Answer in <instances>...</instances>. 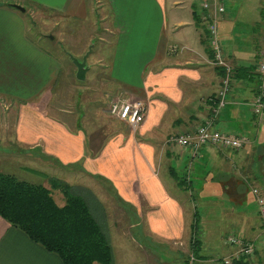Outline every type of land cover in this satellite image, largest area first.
Here are the masks:
<instances>
[{
	"label": "crops",
	"instance_id": "1",
	"mask_svg": "<svg viewBox=\"0 0 264 264\" xmlns=\"http://www.w3.org/2000/svg\"><path fill=\"white\" fill-rule=\"evenodd\" d=\"M106 1L113 20L110 15L106 17L105 30L121 36V42L126 43L109 64V79L115 87L124 88L129 97L146 101L147 113L139 129L130 134L127 123L111 115L116 132L103 146L100 140L92 146L93 137L87 136L80 126L53 115L40 120V115L28 114L36 112L29 104L31 101L44 91L51 92L61 65L31 43L25 18L13 5L34 4L75 16L82 12L84 0H0V99H7L10 110L17 113L14 120L0 119V145L15 149L9 155H19L17 149L26 150L23 156L28 161L30 155L38 152L61 169L75 170L84 178L104 175L118 203L115 207L122 212H113L111 216V237L93 216L110 244L112 264L114 248H124L126 252H114L118 255L116 264H164L138 242L146 236L172 243L184 264L191 252V225L197 216L199 245L195 264H224L223 259L236 250V246L225 242L228 234L258 242L264 225L251 192L258 187L257 180L264 182V138L255 146L256 141L249 136L254 133H249L251 128L259 134L256 127L264 124V111L255 115L251 108L263 44L262 19H253L250 30L239 31L238 8L234 6L227 12L225 0L222 1L225 8L217 14V28L224 58L234 74L225 105L213 114L222 74L209 50L207 15L212 11L202 8L204 2L212 4L213 0ZM260 15L264 18L262 11ZM239 35L248 42L249 51L237 50L235 40ZM133 77L136 80L132 81ZM211 117L215 129L244 134L247 142L236 151L212 144L193 151L166 143L169 135L192 132ZM109 145L114 157L105 167L108 171L88 169V163L98 160L99 164ZM254 149L260 164H255L252 157ZM124 152L126 157L121 155ZM190 153L204 167L203 183L196 187L191 186L188 178H183L184 184H178L173 177L177 172L172 160ZM80 160H84V167L75 165ZM161 170L172 177L173 184L149 180L148 173L153 176ZM137 177L141 178L139 185L134 182ZM0 264L63 263L55 253L0 216ZM232 264H264V247L258 245L253 256Z\"/></svg>",
	"mask_w": 264,
	"mask_h": 264
},
{
	"label": "rangeland",
	"instance_id": "2",
	"mask_svg": "<svg viewBox=\"0 0 264 264\" xmlns=\"http://www.w3.org/2000/svg\"><path fill=\"white\" fill-rule=\"evenodd\" d=\"M232 2H234L233 6ZM224 4L227 12L232 11L234 6L238 8L237 25L240 28H238L239 31L250 30L251 21L255 18L262 19L260 29L264 28V18H261L260 15L264 0H225ZM19 5H22L25 10L22 12L16 11L25 18L27 25L25 28L27 27L26 32L31 43L38 50L47 51L55 59V62L61 65L59 75L55 80V86L51 89V92L44 91L35 100L31 101L29 104L36 109V112L33 110L28 114L40 115V120H46L48 116L53 115L60 120L69 121L73 126H80L87 133V136L93 137L91 138L92 146L98 144L96 142L98 140L103 141V146L104 142L113 136L116 132L115 128H117L116 122L114 123L113 117L109 114L110 102L115 96H128L124 88L115 87L109 79V64L116 59L117 51L120 54L126 44L121 42V36L118 37L116 34H111L110 31L105 30L108 24L106 17L110 15V19L113 20L112 9L106 0H84L82 12L79 15L68 16L62 12L49 10L34 4L20 3ZM260 36L263 38L264 29L260 30ZM218 40L221 46L219 33ZM235 45L238 48L237 50L243 52L250 50L248 42L243 39L242 35L236 37ZM89 47L91 50L86 59L88 69L85 73V79L78 80L75 76L76 66L69 58L68 53L81 59ZM127 68L128 66L125 69ZM113 75L115 76V73ZM134 80L136 78L133 77L132 81ZM9 104L7 99H0V106H3L0 110V119L14 120L17 118V113L10 110ZM242 111L245 112V110ZM256 128L259 130V134H257L255 128L249 130V133L254 132L249 136L251 140L256 141L255 146L264 138V124L262 123ZM118 129L120 130L119 125ZM132 133L130 130V134ZM136 137H138V134H136ZM95 138L96 140H94ZM110 147V145L107 147L101 160H99V164L97 160L94 163L86 164V167L100 172L105 170L106 173L107 169L105 167L114 157L113 152L109 149ZM175 148L181 149L178 146ZM12 150L15 149L0 145V153L3 152L2 155L0 154V157H2L0 159V172L13 174L20 180L42 184L50 189L52 197L58 205L64 204V195L59 189L52 188L49 180L51 177H55L68 182L86 200L92 214L98 219L105 233L111 237V229L113 230L111 216L113 212L114 214L117 211L119 214H122V212L115 207V204L118 203L110 184L104 180V175L96 179L84 178L75 170L61 169L38 152L30 155L28 161L23 156L26 155V150L20 151V149H17L21 155H9ZM257 152V149H254L252 157L255 164H260L261 162L257 159ZM121 155L126 157L125 152ZM193 159L192 153H190L178 160L176 158L171 159V164L179 177L188 178L191 180V186L196 187L203 183L204 167L200 165L197 158L192 161ZM123 160L127 163L126 159ZM84 164V160H80L75 165L84 167ZM156 175L157 177H154ZM148 178L154 183L157 179L168 181L171 184L174 183L172 177L162 170L160 174L157 171L153 176L148 173ZM134 182L139 185L141 178L137 177ZM256 186L264 191V182H261V180H257ZM123 209L128 210L127 208ZM144 238L138 240V242L144 245L147 251L158 255L164 264H182L181 253L175 250L172 243L152 240L148 236ZM117 251H120L119 254L126 255V252H123L124 248H114V264L117 263ZM121 263L124 264L125 261H121Z\"/></svg>",
	"mask_w": 264,
	"mask_h": 264
},
{
	"label": "trees",
	"instance_id": "3",
	"mask_svg": "<svg viewBox=\"0 0 264 264\" xmlns=\"http://www.w3.org/2000/svg\"><path fill=\"white\" fill-rule=\"evenodd\" d=\"M216 67L223 75V69ZM233 74L232 69L231 78ZM173 177L178 184L185 183L182 177ZM49 181L64 195V204L58 205L50 189L42 184L0 173V216L55 253L63 264H112L110 244L84 198L61 179L52 177ZM197 219L198 216L191 225L190 239V250L195 256L199 245Z\"/></svg>",
	"mask_w": 264,
	"mask_h": 264
},
{
	"label": "built area",
	"instance_id": "4",
	"mask_svg": "<svg viewBox=\"0 0 264 264\" xmlns=\"http://www.w3.org/2000/svg\"><path fill=\"white\" fill-rule=\"evenodd\" d=\"M223 0H213V3L204 2L202 8L211 9V14L207 15L209 45L212 50L213 62L223 69L220 87L215 96L213 114L226 103V95L229 91L232 68L224 58L222 48L218 40L217 14L224 11ZM264 17V6H263ZM256 75L258 78L257 92L251 101L252 112L259 115L264 111V36L263 44L259 52L256 65ZM147 113V103L141 98H131L129 96H115L109 105V114L127 123L130 130L135 133L143 123ZM214 117V116H213ZM213 117L204 121L192 132L176 133L167 137L166 143L178 145L180 147L197 151L200 147L208 144L216 145L230 151L240 149L248 140L246 135L221 132L213 127ZM258 207L259 215L264 218V193L257 187L251 189ZM261 239L258 242L243 239L240 236L230 233L225 238V242L236 246L235 252L223 259L224 264H232L234 261L247 259L254 255L258 245L264 247V225L262 226ZM197 258L190 252L185 260V264H195Z\"/></svg>",
	"mask_w": 264,
	"mask_h": 264
},
{
	"label": "water",
	"instance_id": "5",
	"mask_svg": "<svg viewBox=\"0 0 264 264\" xmlns=\"http://www.w3.org/2000/svg\"><path fill=\"white\" fill-rule=\"evenodd\" d=\"M15 8L19 9L20 11H24V7L14 4ZM91 48L89 47L86 53L82 56L81 59H78L77 57L73 56L72 54L68 53L69 58L72 60L73 64L76 66V73L75 76L78 80H84L85 79V73L88 69L86 65V59L90 52Z\"/></svg>",
	"mask_w": 264,
	"mask_h": 264
}]
</instances>
